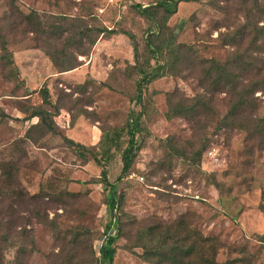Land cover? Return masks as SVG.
<instances>
[{"label":"rangeland","instance_id":"374dc122","mask_svg":"<svg viewBox=\"0 0 264 264\" xmlns=\"http://www.w3.org/2000/svg\"><path fill=\"white\" fill-rule=\"evenodd\" d=\"M158 1L0 0V264L94 263L111 184L113 264H160L139 255L164 242L180 264H264V84L232 121L226 72L222 86L200 81L210 58L239 72L240 90L263 80L264 0L180 1L172 15ZM159 65L136 99V70ZM40 109L54 130L30 117ZM138 113L139 149L120 175Z\"/></svg>","mask_w":264,"mask_h":264},{"label":"trees","instance_id":"16d2710c","mask_svg":"<svg viewBox=\"0 0 264 264\" xmlns=\"http://www.w3.org/2000/svg\"><path fill=\"white\" fill-rule=\"evenodd\" d=\"M180 1H196V0H159L155 5L152 6H158L161 7V9L164 11V13H167V15H172L173 13L176 12L177 9V4ZM138 12L140 14H143L145 16H149L150 12L149 9L151 7L150 6H142V5H135L134 6ZM89 30V29H87ZM104 31L111 33V34H116V33H124L126 34L130 40H132V35L126 31H118L115 29H104ZM103 33V31H101ZM100 32V33H101ZM258 33L260 31H257ZM56 34L58 37H60L62 35V32L60 30H56ZM66 40L72 41L71 39L69 40V38H66ZM91 43L93 42V39H91L90 41ZM264 42V40H263ZM83 45V43H81ZM153 43L151 42H147V47L149 49H151V52L154 53L156 51H159L160 47H158L157 50L154 49ZM264 44V43H263ZM80 46V45H79ZM133 50L134 53H136L137 51V46L134 44L133 45ZM61 54H63V51L61 52ZM81 54H85V50L81 51ZM157 54V53H156ZM155 54V56H156ZM52 59L54 57H51ZM240 56H238L236 58L239 59ZM54 60H56L54 58ZM64 62V61H63ZM158 62V61H157ZM156 62V63H157ZM206 63L205 68H204V78L200 79V81L207 85L208 87L212 86V87H217V86H222L224 79H220L219 76H223L222 74L224 72H226V75L229 77H227L226 79V84L229 85L230 87V93L232 95H234V98L232 100V103L230 104V107L228 109V113L226 115L227 116H231L230 120H237L238 119V115L239 112L244 108H255V104L251 102L252 97L254 96L255 91L258 89V87L261 86V84H264V78L262 81H252L249 84H247V88L246 89H242L240 90V74L239 72H228L227 71V66H225V64L218 62L217 60L210 58L207 61H203ZM72 63H67V64H63L61 65L63 68L62 70H60L61 72H64L66 70H69L72 68ZM246 67V66H245ZM159 68H161V66H156L155 69H137L136 72L140 75V79L137 81L136 83V87H135V96L136 99H139L140 93H141V89L143 87L144 84L150 82L151 80L157 78L160 73H159ZM244 71H246V69H244ZM255 71V70H254ZM257 72V71H256ZM43 101L44 103H48L49 104V99H48V92L47 89L43 88ZM199 103L202 104V106H206L204 102H202V100H198ZM248 106V107H247ZM175 110V108L173 109ZM181 114H190V115H194L193 112H197L195 105L193 106L192 104L187 106V105H182V109L179 111ZM36 116L39 119V123H42L44 125V127L47 130H54V121L52 120V118L47 119L46 116V111L40 109L37 111H33L30 114V117ZM245 128V125H243ZM140 130V114L138 113L136 116L134 117H129V119L126 122V132L128 135L127 138V144L125 146V148L122 151V155H121V160H122V168H121V173L120 175H123L125 173H127L131 167L133 158L137 152V150L139 149V145L137 143L136 140V134L137 132H139ZM66 141L72 145H74L77 148H82L84 147V145H82L81 143H77L75 141H73L72 139L69 138H65ZM101 176H102V180L104 182L107 183V174H106V170L104 167L101 168ZM120 178V177H119ZM118 178V179H119ZM109 195H108V200L106 201V206L107 209L110 211L111 215H112V220H110L109 223L106 224L105 229H104V233H103V237L101 240V243L98 247V252L96 255V261L94 263H90V264H113L114 263V257L115 254L118 250V247L116 245V240L119 236V197L116 196V191H115V186L114 184L110 185V191H109ZM154 228L149 226L147 227L146 233L152 234V230ZM205 240L207 241L208 238H205ZM187 243V240H183L182 243H177L175 244V247L180 250L182 252L183 257H187L189 254H191V251L194 248V243L190 245V243L188 244L187 247H184L185 244ZM174 248V247H173ZM174 250L173 249H168L167 246L164 243H159L157 246L155 247H147V249L145 248V251L140 254V258L142 260H149L151 259L153 256H156L158 258V263L163 264L165 262V260L169 259L170 261H172V264H180L181 261L177 260V258L175 257L174 254ZM169 256V257H166ZM225 264V263H224Z\"/></svg>","mask_w":264,"mask_h":264},{"label":"built area","instance_id":"2783aa9c","mask_svg":"<svg viewBox=\"0 0 264 264\" xmlns=\"http://www.w3.org/2000/svg\"><path fill=\"white\" fill-rule=\"evenodd\" d=\"M87 264H90V263H87Z\"/></svg>","mask_w":264,"mask_h":264}]
</instances>
